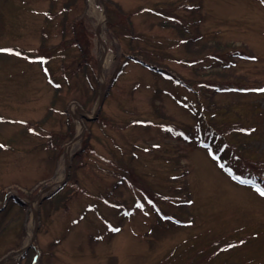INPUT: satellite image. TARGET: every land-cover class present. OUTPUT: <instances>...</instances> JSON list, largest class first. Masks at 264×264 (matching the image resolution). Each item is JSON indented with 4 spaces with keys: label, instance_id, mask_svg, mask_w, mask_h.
Masks as SVG:
<instances>
[{
    "label": "rangeland",
    "instance_id": "rangeland-1",
    "mask_svg": "<svg viewBox=\"0 0 264 264\" xmlns=\"http://www.w3.org/2000/svg\"><path fill=\"white\" fill-rule=\"evenodd\" d=\"M239 82L264 0H0V264H264V138L204 109L260 125Z\"/></svg>",
    "mask_w": 264,
    "mask_h": 264
},
{
    "label": "trees",
    "instance_id": "trees-1",
    "mask_svg": "<svg viewBox=\"0 0 264 264\" xmlns=\"http://www.w3.org/2000/svg\"><path fill=\"white\" fill-rule=\"evenodd\" d=\"M192 6L193 5H189V7H191V8H192ZM106 11H107V15H109V18H110V16L112 17L114 15V12L112 10H108V7L106 8ZM191 11H193V10H191ZM108 21H110V20H108ZM112 25H114V21L111 22V26ZM182 37H184V31H182L180 33V38L182 39ZM240 91L253 93V94H257V95L264 94V83L261 82V83L247 84V83H240L239 82V92ZM253 106L255 108L256 114H258L261 118V119H259V123H261L260 125H258V123H255V121L253 123L244 124V122L247 121L248 117L246 115L240 114V113H236L238 115V117L241 118L240 120L231 121L228 123L227 122H217L215 119L216 118L215 113L218 112L217 110L219 109V106H215L214 104L212 105L210 103L208 105H205L204 109L207 112H209V118H207V121L209 120V129H211V130L213 129V130L218 131V134L220 136L223 132L237 133L238 131L242 130V131H244L246 137H252V138H257V139L264 138V105H263V103L258 101V102H255L253 104ZM218 129L223 130V132L219 131ZM243 142L239 143V151L246 150V148L243 146V145H245V141H243ZM228 143L229 142H227V144ZM56 145H57V143H56ZM59 145H60V143H58L57 149H58ZM230 146H231L232 151L236 148L234 144H232V145L230 144ZM232 146L234 147V149L232 148ZM250 149L252 150L253 153L256 154V155H254L255 158L252 161L257 163V164H262V166H264V148H259L257 150L256 147H254V148H250ZM250 156L251 155H249L248 158H250ZM250 165L253 167L254 170L256 169V167L253 163H250ZM128 170L129 169L126 168V171H128ZM256 172L257 173H255V175L262 178L261 177L262 175H260V173L258 171H256ZM128 176H129V172H128ZM242 177L244 178L245 176L242 175ZM246 178H248V177H245V179ZM260 178H259L258 182H254L253 180H255V179H253V178H248L246 180L247 181H253L254 183H257V184L260 183L264 186V179L262 178L263 179L262 180ZM175 254L176 253H174L173 255H175ZM181 254L187 256L185 259H183L184 261L182 262V264L188 262V260L191 258V253L186 252L184 250L178 251V253L176 255H181ZM196 255H197V253H196ZM202 255L207 256V254H202ZM202 255H201V257H203Z\"/></svg>",
    "mask_w": 264,
    "mask_h": 264
},
{
    "label": "water",
    "instance_id": "water-1",
    "mask_svg": "<svg viewBox=\"0 0 264 264\" xmlns=\"http://www.w3.org/2000/svg\"><path fill=\"white\" fill-rule=\"evenodd\" d=\"M101 86H103V84H101ZM103 97H104V93L102 92V93L100 94V97H99V100H98V103H97L96 109H95V111H94V114H93L91 117L95 118V117L97 116L98 110H99V108H100V106H101V104H102ZM67 173H68V166L66 167V173H65V176L67 175ZM64 178H65V177H64ZM63 180H64V179H62V181H63ZM62 181H61V182H62ZM34 234H35V230H34V232H33V234H32V237H31L30 241H32V239H33V237H34ZM29 245H30V243H28L26 246H29ZM26 248H27V247H26ZM5 258H7V257H3V258H1L0 261L4 260Z\"/></svg>",
    "mask_w": 264,
    "mask_h": 264
},
{
    "label": "bare ground",
    "instance_id": "bare-ground-1",
    "mask_svg": "<svg viewBox=\"0 0 264 264\" xmlns=\"http://www.w3.org/2000/svg\"><path fill=\"white\" fill-rule=\"evenodd\" d=\"M69 147H70V144H68V145L65 146V149H64V156H65V158H67V155L69 153V150H70Z\"/></svg>",
    "mask_w": 264,
    "mask_h": 264
},
{
    "label": "snow or ice",
    "instance_id": "snow-or-ice-1",
    "mask_svg": "<svg viewBox=\"0 0 264 264\" xmlns=\"http://www.w3.org/2000/svg\"><path fill=\"white\" fill-rule=\"evenodd\" d=\"M261 195H264V192H261Z\"/></svg>",
    "mask_w": 264,
    "mask_h": 264
}]
</instances>
